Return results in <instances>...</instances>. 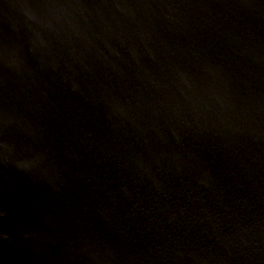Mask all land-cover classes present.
I'll return each mask as SVG.
<instances>
[{"label":"water","instance_id":"obj_1","mask_svg":"<svg viewBox=\"0 0 264 264\" xmlns=\"http://www.w3.org/2000/svg\"><path fill=\"white\" fill-rule=\"evenodd\" d=\"M0 264H264V0H0Z\"/></svg>","mask_w":264,"mask_h":264}]
</instances>
